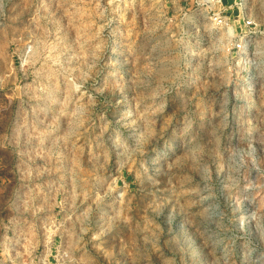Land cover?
Instances as JSON below:
<instances>
[{"label": "rangeland", "instance_id": "374dc122", "mask_svg": "<svg viewBox=\"0 0 264 264\" xmlns=\"http://www.w3.org/2000/svg\"><path fill=\"white\" fill-rule=\"evenodd\" d=\"M0 264H264V0H0Z\"/></svg>", "mask_w": 264, "mask_h": 264}, {"label": "bare ground", "instance_id": "6f19581e", "mask_svg": "<svg viewBox=\"0 0 264 264\" xmlns=\"http://www.w3.org/2000/svg\"><path fill=\"white\" fill-rule=\"evenodd\" d=\"M206 1V0H205ZM216 1H219V0H208V2H210V3H214V2H216ZM215 19V18H214ZM215 21V20H214ZM217 21V20H216Z\"/></svg>", "mask_w": 264, "mask_h": 264}]
</instances>
